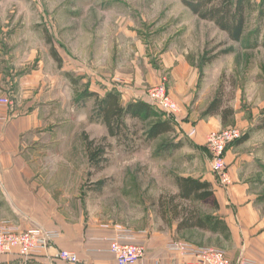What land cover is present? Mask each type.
I'll use <instances>...</instances> for the list:
<instances>
[{
	"label": "rangeland",
	"instance_id": "obj_1",
	"mask_svg": "<svg viewBox=\"0 0 264 264\" xmlns=\"http://www.w3.org/2000/svg\"><path fill=\"white\" fill-rule=\"evenodd\" d=\"M0 36L13 37L20 47L13 58L17 64L19 54L18 62L29 68L27 72L40 70L52 46L62 59L59 65L51 55L55 73L69 83L70 98L56 106L50 123L59 133L46 142L57 146L38 148L40 156L48 158L32 172L37 178L40 173L50 175L48 188L56 204L68 209L65 216H81L87 224L169 232L180 223L167 206L178 193L177 179L210 178L206 181L211 190L227 195L225 213L212 201L178 199L175 204L180 209L196 207L203 217L224 221L226 231L218 236L183 231L177 238L221 249V243L231 242L227 224L233 222L237 239L242 238L244 245L246 234L253 238L249 248L264 261V129H258L264 118V0H253L238 43L194 15L181 0H0ZM41 73L54 72L45 64ZM160 86L180 112H165L147 99ZM109 87L124 106L135 100L150 103L160 119L172 121L175 133L148 141L145 132L159 120L155 116L127 120L128 137L121 141L109 137L100 115ZM90 92L100 97H89ZM215 99L221 101L219 113L205 115ZM232 126L249 138L226 148L228 184L211 170L206 140L210 132ZM84 135L97 143L107 137L103 144L108 146L109 161L104 168L90 166ZM172 142L182 146L166 150ZM245 157L244 164L238 162ZM1 175L0 223L20 225V217H26L16 209L15 199L25 214L39 213L33 195L20 204L24 190L14 182L8 187ZM99 182L104 185L97 191ZM244 222H249L246 229Z\"/></svg>",
	"mask_w": 264,
	"mask_h": 264
},
{
	"label": "crops",
	"instance_id": "obj_2",
	"mask_svg": "<svg viewBox=\"0 0 264 264\" xmlns=\"http://www.w3.org/2000/svg\"><path fill=\"white\" fill-rule=\"evenodd\" d=\"M5 36H0V95L9 96L14 104L10 110L0 109V114L6 119L0 120V174H2L1 177L5 183L7 182L8 187H10L9 183L14 182L16 188L21 187L24 190L23 193H20V204H26L27 197L33 195L32 203L39 207V213L32 211L33 216L30 215V217L27 215L28 213L25 214L19 209V201L15 199L16 209L26 216L20 217L18 220L22 228L42 227L58 230L61 233V237L54 244L55 247L50 249L46 255L33 258L30 264H47L48 256H51L55 249L76 252L79 256V264H117L114 254L109 251L110 240L125 231L133 237L135 243L145 247V256L138 264H182L186 260L182 254L169 249L170 244L183 241L177 238L179 233L193 230L213 232L200 229L178 231V226L169 232L136 231L123 226H107L94 222L87 224L81 216L71 218L64 215L65 212H69L68 209L56 204L53 195H51L52 191L50 192L48 188L47 181L50 179V175H41L40 173L37 178L36 173L32 172V168L37 164L45 163L48 158L40 156L38 148L51 150L57 146L52 140L59 132L50 128V123H53L58 111L56 106L59 107L64 100L70 98L69 83L55 73L57 68L49 54H46L47 58L40 63L41 67L38 72H27L26 70L29 68L24 66L23 62H18L21 58L19 54L16 64L13 57H16L20 47L14 42L13 37ZM45 64L54 73L44 76L41 71ZM109 89V91L112 90L111 87ZM64 90L67 91L66 94L63 93ZM50 136L52 140L48 143L46 139ZM247 160L248 158L245 157L242 160L239 159L238 162L244 164ZM232 173L236 179L237 171H232ZM206 179L210 178L202 180L206 181ZM26 181L32 182L27 184ZM214 193L219 204L218 210L225 213L227 195L223 190H219V192L214 190ZM43 198H46L45 201L39 203V200ZM244 223L246 226L244 224L243 228H248L249 222ZM227 225L231 242L224 241L223 245L221 243V249L226 252L227 256L231 260H237L241 256L247 257L264 264V261L257 258L258 256H254V252L249 248L254 239H250L246 234L247 239L245 238L244 245H242V238L237 239L232 228L233 222ZM214 235H221V232L214 233ZM3 263L24 264L27 262L15 255H5L0 256V264ZM54 264L65 263L56 261Z\"/></svg>",
	"mask_w": 264,
	"mask_h": 264
},
{
	"label": "trees",
	"instance_id": "obj_3",
	"mask_svg": "<svg viewBox=\"0 0 264 264\" xmlns=\"http://www.w3.org/2000/svg\"><path fill=\"white\" fill-rule=\"evenodd\" d=\"M182 4L187 7L194 15L202 20L212 22L218 29L226 33L231 42H241L247 27V19L253 0H181ZM48 43L52 44L50 40ZM264 45V43H263ZM52 46V45H51ZM233 51V48L230 49ZM51 55L58 62L62 63L58 52L52 46ZM89 97L99 98L100 94L97 92H90ZM221 101L215 99L211 102L205 115H216L221 109ZM158 107V106H156ZM159 108V107H158ZM161 109V108H160ZM100 115L107 127L109 137L117 138L119 141L128 137L129 128L127 120H142L158 116L159 120L152 123L147 132H145L148 141H154L158 138L175 133V128L171 120L164 118L160 119V114L155 108L144 100H135L123 105L120 96L114 92L109 91L100 102ZM258 129H264V118L260 120ZM249 138V135L243 136L237 142L242 143ZM87 155L91 167L104 168L109 161L106 157L107 137H104L97 143L95 140H89L87 135H84ZM181 143H174L165 146L166 150H177L181 147ZM103 182L96 184L97 191L101 190ZM178 193L171 199V205L167 206L175 218H180L178 224V231L200 229L211 231L213 233L225 232L226 224L224 221L214 220L211 216L203 217L200 211L194 207L189 208L179 204H175L176 200L182 202H201L207 203L212 201L216 208H219L215 193L211 190V185L207 181L192 177H180L177 179ZM103 189V187H102Z\"/></svg>",
	"mask_w": 264,
	"mask_h": 264
},
{
	"label": "built area",
	"instance_id": "obj_4",
	"mask_svg": "<svg viewBox=\"0 0 264 264\" xmlns=\"http://www.w3.org/2000/svg\"><path fill=\"white\" fill-rule=\"evenodd\" d=\"M153 104L163 111L176 114L180 108L176 102L164 95V87L155 88L148 98ZM13 100L7 95H0V109H11ZM0 120H6L0 114ZM195 131L190 135H195ZM242 132L238 127H228L220 131H212L207 135V145L211 153V170L219 174L222 182L231 183V177L227 172L225 160L226 148L240 140ZM61 237L58 230L45 229L42 227L22 228L11 221L0 223V256H18L21 260H29L46 255L54 248V244ZM169 249L177 251L186 259L182 264H261L247 257L231 260L226 252L219 248L203 247L185 241L170 244ZM109 251L114 254L117 264H138L145 256V247L134 242L133 237L125 232L119 233L110 240ZM47 264L56 261L65 264H79V256L76 252L55 249ZM9 264V263H3Z\"/></svg>",
	"mask_w": 264,
	"mask_h": 264
}]
</instances>
